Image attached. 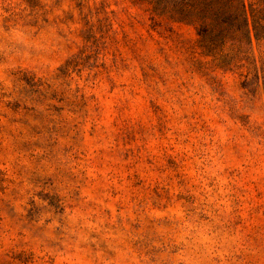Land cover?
Returning a JSON list of instances; mask_svg holds the SVG:
<instances>
[{"label": "rangeland", "instance_id": "1", "mask_svg": "<svg viewBox=\"0 0 264 264\" xmlns=\"http://www.w3.org/2000/svg\"><path fill=\"white\" fill-rule=\"evenodd\" d=\"M198 39L136 0H0V264H264V39Z\"/></svg>", "mask_w": 264, "mask_h": 264}, {"label": "trees", "instance_id": "2", "mask_svg": "<svg viewBox=\"0 0 264 264\" xmlns=\"http://www.w3.org/2000/svg\"><path fill=\"white\" fill-rule=\"evenodd\" d=\"M136 1L148 5L158 16L194 24L200 47L221 64L251 61L247 53L252 38L264 39V0L249 7L245 0ZM253 70L258 80L256 67ZM260 73L264 85V58L260 59Z\"/></svg>", "mask_w": 264, "mask_h": 264}]
</instances>
